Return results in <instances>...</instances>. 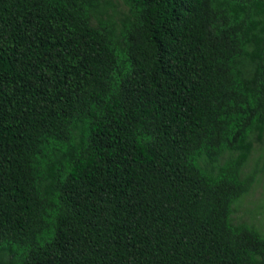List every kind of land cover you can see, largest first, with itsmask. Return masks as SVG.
Masks as SVG:
<instances>
[{"label": "trees", "instance_id": "1", "mask_svg": "<svg viewBox=\"0 0 264 264\" xmlns=\"http://www.w3.org/2000/svg\"><path fill=\"white\" fill-rule=\"evenodd\" d=\"M122 1L0 0V264H264V0Z\"/></svg>", "mask_w": 264, "mask_h": 264}, {"label": "rangeland", "instance_id": "2", "mask_svg": "<svg viewBox=\"0 0 264 264\" xmlns=\"http://www.w3.org/2000/svg\"><path fill=\"white\" fill-rule=\"evenodd\" d=\"M96 17L103 20L119 22L128 13L122 0H98ZM96 24V20H92ZM225 158V157H224ZM221 158V161H224ZM254 168L259 170L250 190L233 205V223H247L264 233V134L260 142L254 141L253 148L242 170V176Z\"/></svg>", "mask_w": 264, "mask_h": 264}]
</instances>
